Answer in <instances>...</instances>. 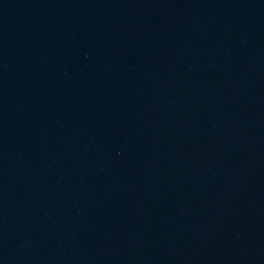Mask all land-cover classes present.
<instances>
[{
    "label": "water",
    "instance_id": "1",
    "mask_svg": "<svg viewBox=\"0 0 264 264\" xmlns=\"http://www.w3.org/2000/svg\"><path fill=\"white\" fill-rule=\"evenodd\" d=\"M0 264H264V0H0Z\"/></svg>",
    "mask_w": 264,
    "mask_h": 264
}]
</instances>
